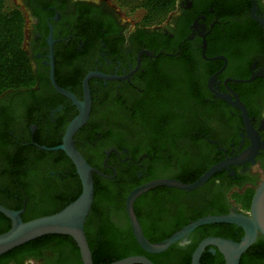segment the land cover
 I'll list each match as a JSON object with an SVG mask.
<instances>
[{
    "label": "flooded vegetation",
    "instance_id": "obj_1",
    "mask_svg": "<svg viewBox=\"0 0 264 264\" xmlns=\"http://www.w3.org/2000/svg\"><path fill=\"white\" fill-rule=\"evenodd\" d=\"M22 1L30 33L24 44L37 80L0 98V205L28 221L81 185L63 150L43 148L60 145L79 114L52 83L53 69L57 84L78 101L90 75V116L74 143L101 172L94 174L117 184L110 207L119 212L86 219L91 250L107 246L115 234V247L134 245L126 209L133 189L162 179L192 183L220 163L194 189L159 185L140 195L134 208L143 232L166 238L203 216L249 213L234 194L255 190L264 180V0H177L167 19L151 26L125 19L104 0ZM38 150L55 151V159L71 166L55 161L46 170L32 160ZM7 219L0 216V228L11 227ZM206 225L174 243L169 254L173 245L160 253L141 248L150 255H136L179 264L181 249L195 245V251L206 239L236 241L239 235L232 223ZM50 235L0 256V264H83L71 236ZM220 255L225 261L219 247L208 243L200 264Z\"/></svg>",
    "mask_w": 264,
    "mask_h": 264
},
{
    "label": "water",
    "instance_id": "obj_2",
    "mask_svg": "<svg viewBox=\"0 0 264 264\" xmlns=\"http://www.w3.org/2000/svg\"><path fill=\"white\" fill-rule=\"evenodd\" d=\"M104 1H107L110 6H113V4L108 0ZM22 2V0H17L20 7L22 6ZM29 19L30 16L27 15L28 28L31 24ZM89 76H87L84 81V100L78 101L73 94L67 92L57 84L54 77V70L52 69V83L59 92L71 97L78 107L79 114L68 124L63 137V142L60 145L52 148L43 147L45 149L52 150L61 149L68 155L74 163L80 177L81 192L75 200L71 201L60 211L50 215L33 218L28 221L22 220L20 212L0 205V212L5 214L11 220V227L7 231L0 234V256L45 235L63 234L71 236L76 241L80 249L83 264H94L91 249L85 234L84 225L88 215L90 214L94 201L95 181L93 175L94 172H101L87 162L74 143V135L86 124L90 116L92 98L88 84ZM222 166V163L212 166L198 180L192 183H183L170 179L155 180L138 186L129 193L126 200L127 213L131 221L134 237L144 251L149 253L164 252L174 243L189 235L199 226L226 222L241 227L244 230L243 238L240 241L215 238L204 240L194 251L192 255V264H200L202 252L208 243H214L219 247L224 255L225 264H240L243 253L255 243L259 235H264V180L255 189L249 213H244L234 209L228 214L203 216L191 221L159 242H151L145 236L134 208L135 200L151 188L159 185H168L191 190L202 185L216 171L221 169ZM107 264L154 263L146 256L131 255L122 259L114 260Z\"/></svg>",
    "mask_w": 264,
    "mask_h": 264
},
{
    "label": "trees",
    "instance_id": "obj_3",
    "mask_svg": "<svg viewBox=\"0 0 264 264\" xmlns=\"http://www.w3.org/2000/svg\"><path fill=\"white\" fill-rule=\"evenodd\" d=\"M122 6H129L130 9L134 10L136 8H141L144 13L141 20V24L146 26L156 25L163 23L171 12L176 8L177 0H119ZM25 38H26V17L22 9L18 6H12L7 3V0H0V98L9 90L19 89L25 87H31L35 84L37 77L32 67V57L29 51L25 48ZM86 128V127H85ZM63 127L60 128V130ZM93 129V126H88L87 130ZM6 137V136H5ZM1 138L4 143H7L6 138ZM49 146H54L56 143H50ZM58 154L55 151H41L38 150L34 155L32 160H35L36 164H40L46 170H51L53 164L51 162L58 161L59 163H64V165L69 164L68 159L59 158L55 159ZM15 162L21 159V155L18 154L14 157ZM57 162V163H58ZM61 163V164H62ZM74 180V179H73ZM95 181V194L93 205L89 214L88 220L98 216L99 214L111 218L112 213L119 212V210H113L110 206L114 204L113 194L117 184L114 180H107L102 178L98 174H94ZM132 187V184L130 185ZM81 191V185L77 187L70 193L61 197L59 200H54L50 205L52 210L47 211H36L35 216L50 215L58 212L65 206H67L71 201L75 200ZM129 191V190H127ZM255 190L248 189L244 194L236 192L234 194V199L236 203L241 204L242 208L245 210H250L251 201L253 198ZM0 216L5 218L7 217L0 213ZM87 220V222H88ZM9 222V221H8ZM208 226V225H205ZM10 227L8 223H4L3 227L0 228V234L7 231ZM234 229L239 231V235L234 237L236 241L240 240V237L243 236L244 230L236 225H233ZM145 236L151 242H159L165 238H155L151 237L148 233L144 232ZM52 236V235H50ZM53 236L61 237L63 235L56 234ZM134 245L131 248L123 249L115 247V244L119 240L118 234H115L108 245L101 247L100 249L91 250L94 264H107L114 260L122 259L127 256L136 255V254H147L144 252L141 247L138 245L136 239L132 234L130 237ZM167 238V237H166ZM93 242V241H92ZM95 244L92 243V247ZM25 245H21L10 252L13 253L15 250H19ZM195 245L190 246L189 248L181 249L180 263L179 264H191L192 252L194 251ZM176 248V244L167 251L171 253ZM179 249V248H177ZM6 254L2 256H7ZM4 258V257H2ZM256 259L253 261V259ZM154 261L158 264L157 260ZM251 261V262H250ZM263 261L264 262V235H260L257 239V242L249 249L248 253H245L241 259L240 264H255V262ZM202 264H225V261L220 256H207L202 259Z\"/></svg>",
    "mask_w": 264,
    "mask_h": 264
},
{
    "label": "rangeland",
    "instance_id": "obj_4",
    "mask_svg": "<svg viewBox=\"0 0 264 264\" xmlns=\"http://www.w3.org/2000/svg\"><path fill=\"white\" fill-rule=\"evenodd\" d=\"M113 4V6L119 9V12L126 18L131 19L133 22L140 21L144 11L141 8H136L134 10L130 9L129 6H122L119 0H108ZM7 3L12 6H19L17 0H7ZM21 8V7H20ZM28 27V24H27ZM27 39L30 37L29 30L27 29Z\"/></svg>",
    "mask_w": 264,
    "mask_h": 264
}]
</instances>
